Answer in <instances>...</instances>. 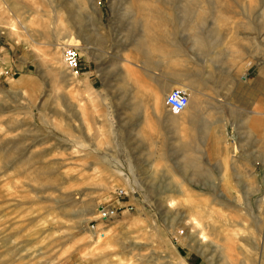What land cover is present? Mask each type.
I'll return each instance as SVG.
<instances>
[{
  "label": "rangeland",
  "instance_id": "rangeland-1",
  "mask_svg": "<svg viewBox=\"0 0 264 264\" xmlns=\"http://www.w3.org/2000/svg\"><path fill=\"white\" fill-rule=\"evenodd\" d=\"M81 1L0 0V264H264V100L248 139L188 140L156 90L201 71L189 116L223 132L264 74V0Z\"/></svg>",
  "mask_w": 264,
  "mask_h": 264
},
{
  "label": "crops",
  "instance_id": "crops-1",
  "mask_svg": "<svg viewBox=\"0 0 264 264\" xmlns=\"http://www.w3.org/2000/svg\"><path fill=\"white\" fill-rule=\"evenodd\" d=\"M250 66L245 68L244 82L234 84L231 95V101L228 103V118L229 122L222 124L223 132H213L215 124L208 121L207 118L202 119L197 116L198 111L194 116L190 117L186 124L190 131L187 133L188 140H221L226 137L229 141L246 140L245 132L252 133L260 127L262 100H264V74L259 68H253L248 72ZM243 71V72H244ZM180 78L168 79L164 84L157 85V91H166L175 87L186 90L189 88V93L194 97V94H200L205 91V87L209 84V80L204 78V73L191 70L188 67L180 70ZM143 81V76H142ZM230 84H233L231 81ZM167 91V92H168ZM205 101L191 100L190 109L202 110L207 109ZM156 125H168L164 119H157ZM126 135V133H124ZM199 135V136H198ZM157 139V138H156ZM178 139V136H177ZM179 140V139H178Z\"/></svg>",
  "mask_w": 264,
  "mask_h": 264
},
{
  "label": "built area",
  "instance_id": "built-area-1",
  "mask_svg": "<svg viewBox=\"0 0 264 264\" xmlns=\"http://www.w3.org/2000/svg\"><path fill=\"white\" fill-rule=\"evenodd\" d=\"M61 59L66 71L73 77L79 73V53L76 46H63L61 47ZM163 102L166 108L170 111L179 113L187 105L188 99L184 91L172 88L163 97ZM115 198H121L125 196V192L121 189H117L114 192ZM97 212L95 219L91 222L93 227L92 231L98 236L100 232L96 230L95 226L99 223L110 220L115 216L116 208L106 205L99 204L97 206Z\"/></svg>",
  "mask_w": 264,
  "mask_h": 264
},
{
  "label": "bare ground",
  "instance_id": "bare-ground-1",
  "mask_svg": "<svg viewBox=\"0 0 264 264\" xmlns=\"http://www.w3.org/2000/svg\"><path fill=\"white\" fill-rule=\"evenodd\" d=\"M84 1V0H83ZM83 1H81V3H79V6H80V8H82L83 6H84V3H83ZM86 1H88L89 2V0H86ZM171 3H174L175 4V8L177 9V7L180 5V1H178V0H173ZM127 4L129 5V9H131V8H136V6H137V0H129L128 2H127ZM89 5H91V8H92V10L94 11V13L96 14V18H102V15H101V12H100V9L97 7V3L96 2H89ZM188 7V6H187ZM193 8H195V7H193ZM67 32V31H66ZM68 33V32H67ZM249 66V64H247V67ZM65 74V73H64ZM64 77L66 76L67 77V75L65 74V75H63ZM241 80H244V76L243 77H241ZM178 89H180V90H182V91H184L185 92V94H186V96H187V89L189 90V88H187L186 87V90H184V89H182V88H178ZM161 92H165V91H161ZM192 98H193V95H190L189 96V98H188V96H187V99H188V102H187V105L185 106V108L181 111V112H179V114H182V116H184V118L186 119V118H190V116H189V110H190V106H191V100H192ZM184 118L183 119H179V118H175V119H173V120H171V122H172V124L175 126V127H178V126H181V123L183 122V120H184ZM97 206H96V209H95V212H97Z\"/></svg>",
  "mask_w": 264,
  "mask_h": 264
}]
</instances>
